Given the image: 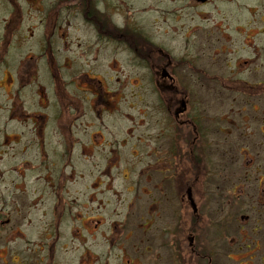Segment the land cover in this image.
<instances>
[{"label": "flooded vegetation", "instance_id": "obj_1", "mask_svg": "<svg viewBox=\"0 0 264 264\" xmlns=\"http://www.w3.org/2000/svg\"><path fill=\"white\" fill-rule=\"evenodd\" d=\"M152 1V37L143 31L144 24L137 23L136 32L125 21L118 26L120 38L103 31L110 38L104 40L115 43L113 54L122 49L141 66L139 80L120 78L112 88L111 78L82 75L88 94L81 95V107L74 104L73 118L79 114L98 123L84 120L86 146L115 142L100 155L96 174H88L89 156L80 157L87 168L81 172L79 157L48 160L46 152L48 145L61 144L59 129L71 130L74 124L73 103L64 95L68 84L80 79H74L77 55L58 21L63 8L74 17L72 0H4L9 18L0 42L15 35L29 13L38 21L33 29L41 30L44 51L38 58H19L15 65L5 59L12 48L0 51L3 264H97L95 244L87 246L95 254L82 246L84 230L91 235L106 225L104 216L92 215L98 207H113L111 213L121 216L108 222L102 234L103 244L107 240L114 251V264H230L240 259V264H255L264 243V0ZM86 23L97 30L95 21ZM127 28L132 36L126 37ZM65 56L66 70L59 75ZM126 91L145 96L143 115L138 114L146 121L130 120L125 131L133 135V127L144 126L147 143L146 151L133 146L127 158L116 150L124 140L110 139L107 124L120 109L118 94ZM55 104H61L59 116L52 110ZM47 132H54L52 142L44 138ZM80 132L78 143L84 137ZM62 138L71 155L74 138L66 140L64 133ZM135 140L136 147L143 142L136 135ZM31 147L43 150L46 160H28L25 151ZM86 176V185L78 184ZM228 204L233 211L228 208L230 214L221 216ZM247 209L249 214L240 212ZM231 227L241 232L232 253L227 242ZM211 229L215 236L208 234ZM260 260L264 264V257Z\"/></svg>", "mask_w": 264, "mask_h": 264}, {"label": "rangeland", "instance_id": "obj_2", "mask_svg": "<svg viewBox=\"0 0 264 264\" xmlns=\"http://www.w3.org/2000/svg\"><path fill=\"white\" fill-rule=\"evenodd\" d=\"M84 1L89 0H72L73 3V13L74 17H68V14L65 9H62L61 16L59 18V22L62 24V28L68 38L67 42L72 41L71 44H73L74 49L71 50L72 54L77 55L76 59V67H78V71L76 75L74 76V79H78L76 76L79 75L80 79L77 80V82L69 83L68 87L66 88V92L64 97L71 99V103H73L72 110L70 111V116L72 117V122H74L73 125H71V130L66 128V131L59 129V142L61 144H58L55 146L54 144L48 145L46 148V152L49 153L48 160L53 159H63V158H74L79 157L78 163L82 164L77 165V169L81 170V172H84L87 170L85 167V161L80 157L89 156L87 158L88 162V174L89 170H92L93 173L96 174V171L101 167V159L102 157L100 155H106L107 149L109 148L108 145L114 144L113 138L119 137L120 139H123L124 141L117 142V148L116 150L118 153H124L125 157L127 158L129 152H132V148L134 146L135 149H139L140 151H146L147 149V143L146 140L142 137L144 133V126L140 127V125H137L133 127L135 129V132L133 135L127 134L126 128L130 126V120L140 121L144 122L146 121L145 117H142L138 114V112L142 114V110L144 109V98L145 96L142 94L141 91H135L130 92L126 91L125 93L118 94V97L121 99L119 103V108L115 113L107 118V124L109 125V136H106L108 140L111 142H105V144H99L95 142L94 145H89L88 148L86 146V142L88 141L87 135H85L84 130V123L89 125H98L96 120H83V117H78L79 114H77V119L73 118L75 115V108H73L74 104H77L78 107H81L82 105V98L81 95L84 96V94H88V92H84V89L88 90L89 87L87 83H84L82 75L85 73H90L91 76L97 77L99 79H108L111 78L112 83L114 80H139L142 72V68L138 64H132L131 60V53L124 52L122 49H117L115 54H113L112 50L114 48V42L107 43L104 39H110L106 36V33L103 31H110L113 33V38H120L122 37V32L119 29V25H122L123 21L127 22L126 25L133 26L135 31L137 32L138 27L137 23H139L140 27L143 26L141 24H144L145 27H143V31L147 33L149 36H153L156 31H154L153 28V18H154V10H151L150 8L153 6L154 1L152 0H90V2H94V6H88ZM24 3V2H23ZM28 8L27 6H25ZM90 13L94 16V18L90 15ZM25 17V22H21V25L18 24V31L15 33V35L7 36V40H2L0 42V51H2V47L4 46L7 49L12 48V50L9 53H5V59H7L8 64L15 65L16 61L21 59L22 57H27L29 55H33L34 58H38V56L44 51V48L41 44V37L39 30L33 29L36 24L38 23L37 20L35 22L30 19L31 15L28 13H25L24 16H22V19ZM8 7L5 4L4 0H0V40L3 36H5L4 24L6 27V21H8ZM93 18V19H92ZM86 19V20H85ZM87 20L91 21L93 23L94 21L97 23L94 28L97 30H91V27L87 25ZM20 22V21H19ZM18 21L16 22V24ZM100 25H102L103 29L100 30ZM158 28L157 26H154ZM109 28V29H108ZM153 28V31H152ZM160 31L163 29H166V25L159 26ZM129 32V34L126 37L132 36L134 32H132V28L125 29ZM100 31V32H99ZM142 31V30H141ZM142 31V32H143ZM162 32V31H161ZM42 33V32H41ZM160 34V32L158 33ZM163 35V34H161ZM169 36V34H165ZM160 37V41L164 42V39ZM98 39H101L99 41ZM117 43V42H116ZM164 45H167L166 43ZM16 47L18 48L16 50ZM3 55V54H0ZM68 58V56L62 57L60 62V68L59 75H62L65 73V64L64 61ZM24 62V58L22 60ZM68 67L70 64L68 63ZM64 71V72H63ZM128 77V78H127ZM143 77V76H142ZM68 78V76H66ZM42 79V78H40ZM49 81V80H48ZM80 81V87L77 86L78 82ZM136 82V81H135ZM131 83V84H135ZM139 82V81H138ZM41 83V82H40ZM117 81H114V84L111 85L112 88H115ZM141 84V83H140ZM7 89L6 84L4 85ZM107 86V85H106ZM53 87V84H52ZM109 87V86H107ZM34 90V89H31ZM60 98V96H58ZM140 99V101H139ZM131 105H135L136 109L130 107ZM34 110V109H33ZM53 111L57 112V116H59V112L61 111V104L56 105L52 109ZM39 113H44L41 110H38ZM46 115L53 116L55 115L53 112L49 114V111L46 112ZM49 120V119H48ZM129 121L127 124L126 122ZM60 121L56 119V124H59ZM84 122V123H83ZM81 123V125H80ZM80 125V126H79ZM126 125V126H125ZM79 126V127H78ZM91 128L90 130H95L94 128ZM80 130L84 133V137L81 138L82 141L79 143L77 142L80 137ZM90 130H86L90 132ZM132 129H129L131 131ZM61 131V132H60ZM31 131H28L30 133ZM58 133V131H56ZM26 133V132H25ZM62 133L65 134L66 140H72L74 138L76 144L74 145V148L72 150V154L66 152V146L63 143ZM54 134V132L46 133L47 137L46 140H49L52 142L51 136ZM136 137L143 140V142L139 141V146L136 147L135 144L138 143L135 140ZM110 139H109V138ZM77 139V140H76ZM31 140H35L31 138ZM87 140V141H86ZM101 141L99 138L97 139ZM28 142V138H27ZM90 142V141H89ZM102 142V141H101ZM115 147V144H114ZM32 148V151H31ZM26 149L25 153L28 154L27 158L32 159L33 161H42L46 160V154L43 152V150H40L36 147H31ZM94 156L91 160L93 164H96V167L93 170V167L91 166L90 157ZM129 159V158H128ZM101 164L99 165V163ZM90 162V163H89ZM4 164V163H3ZM87 173L85 172V175ZM92 180L96 177V175L91 176ZM86 178H83L81 181L79 180L78 184L80 185H86ZM84 201H85V197ZM113 207L108 208H101L98 207V209L95 212H92L93 217H98L100 215L104 216V221L106 225L99 227L94 233L91 231V235L87 233L86 230L83 232V239H84V246L82 248H85V252L88 254L89 252H92L94 249V244L96 247V258H97V264H114L115 263V257L113 256L114 251L109 250L107 240L105 241V245L103 244V233H106L108 231V222H112L113 220L119 221L121 216H116L115 214L111 213L110 210H112ZM230 212L233 211L230 204L225 207L224 210L220 208L221 216L228 215ZM236 210V209H235ZM138 211V207L136 206L134 208V212ZM245 214H249L251 211L242 210L240 211ZM242 213H238V216H241ZM85 215V214H84ZM258 216V214H256ZM240 218V217H238ZM253 225L248 223L246 227H244L246 230H249V226ZM88 230H92V228H88ZM95 230V229H94ZM213 229L210 230L208 234L211 235L213 233ZM231 234L229 235V238L227 239L228 242V250L229 252H236L238 242H240V230H236L235 227H231L230 229ZM92 235H94L95 239H93ZM215 236V234L213 233ZM259 236V234H258ZM238 240V241H236ZM91 247L87 248V246L92 245ZM93 250V254H95ZM0 254L3 255L2 251H0ZM85 256H87L85 254ZM241 256H239L240 258ZM261 257H264V243L263 248L260 249V252L257 253V256L254 258L255 264H263V262L260 260ZM238 258V260H239ZM229 260V259H228ZM226 261V260H225ZM224 262V260H223ZM222 262V263H223ZM225 263V262H224ZM230 264H240L241 259L239 262L230 260L228 261ZM0 264H3L0 260ZM212 264H216L213 262ZM226 264V263H225Z\"/></svg>", "mask_w": 264, "mask_h": 264}, {"label": "trees", "instance_id": "obj_3", "mask_svg": "<svg viewBox=\"0 0 264 264\" xmlns=\"http://www.w3.org/2000/svg\"><path fill=\"white\" fill-rule=\"evenodd\" d=\"M85 2V1H84ZM87 3V2H86Z\"/></svg>", "mask_w": 264, "mask_h": 264}]
</instances>
